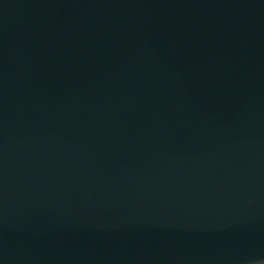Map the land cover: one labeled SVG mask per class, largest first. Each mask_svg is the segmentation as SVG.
<instances>
[{"label": "water", "instance_id": "95a60500", "mask_svg": "<svg viewBox=\"0 0 264 264\" xmlns=\"http://www.w3.org/2000/svg\"><path fill=\"white\" fill-rule=\"evenodd\" d=\"M0 264H264V0H0Z\"/></svg>", "mask_w": 264, "mask_h": 264}]
</instances>
